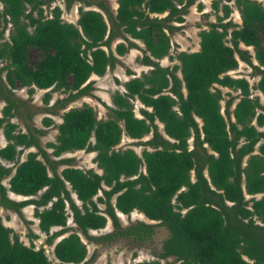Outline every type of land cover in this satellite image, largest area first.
I'll use <instances>...</instances> for the list:
<instances>
[{
  "label": "trees",
  "instance_id": "obj_1",
  "mask_svg": "<svg viewBox=\"0 0 264 264\" xmlns=\"http://www.w3.org/2000/svg\"><path fill=\"white\" fill-rule=\"evenodd\" d=\"M52 1L0 0V98L5 101L0 132L7 139L0 146V206L22 215L21 208L33 204L45 243L53 245L61 264H88L93 259L94 254L86 258L81 235L95 242L117 237L144 241L159 224L169 231L161 249L156 257L134 264H264V104L251 95L247 78L228 72L239 60L250 63L259 74L254 86L264 94L261 0H211L215 19L199 30V48L177 51L178 62L172 65L158 59L169 55L170 33L178 27L173 22L184 21L194 3L202 10V0H117L115 12L104 0H82L76 22L63 19L59 4L46 16L43 5ZM64 1L69 8L75 0ZM230 1L240 12V23L230 16ZM92 3L99 10L84 8ZM135 39L144 44L138 59L150 68L125 80L123 91L111 93L112 105L103 103L109 112L105 118L85 101L64 109L47 150L39 141L46 129L28 125L34 112L13 89H47L46 104L51 91L65 92L44 107L57 112L91 94L90 75L114 68L118 55L139 46ZM241 43L253 47L258 64ZM31 48L37 51L33 62ZM220 86L239 95L235 103L233 95L226 99L224 111ZM135 99L143 104L140 115ZM42 120L45 126L53 122L49 115ZM123 135L146 147L141 153L131 146L116 147ZM32 146L36 149L20 159ZM77 149L96 151L94 161L101 172L60 156ZM59 163L67 165L58 171ZM8 191L27 197L13 199ZM134 209L155 222L137 220L123 226L117 210ZM68 216L75 225H67ZM109 218L112 230L90 233ZM0 264H50V259L43 246L25 243L0 216Z\"/></svg>",
  "mask_w": 264,
  "mask_h": 264
},
{
  "label": "rangeland",
  "instance_id": "obj_2",
  "mask_svg": "<svg viewBox=\"0 0 264 264\" xmlns=\"http://www.w3.org/2000/svg\"><path fill=\"white\" fill-rule=\"evenodd\" d=\"M95 1V0H93ZM107 5L115 12L117 7V0H104ZM264 5V0H261ZM84 2L82 0H75L69 8H66L64 0H53L50 5H43V13L46 16L51 15V8L55 4H59L62 7L61 16L64 20L76 22L77 17L79 15L78 8ZM204 7L202 10L197 8L196 3L192 4L189 7L188 12L185 14V19L182 22H173V24L178 25L177 28L173 29L170 33L171 38V47L169 51V55H165L159 58V62L162 65H172L175 62H178L177 58L175 57L177 51L179 50H194L199 47V30L205 27H208V22L215 19V14L211 7V0H203ZM233 10L230 14L231 18L239 23L241 21V16L238 8L235 6L233 1H230ZM0 7H2V3L0 2ZM84 8H95L98 9V6L95 3L90 5H84ZM104 13V12H103ZM105 15V13H104ZM106 16V15H105ZM10 28V24L5 31L6 37H8V31ZM31 28V27H30ZM118 40V39H116ZM138 47H131L127 52L122 55H118L119 61L116 66L112 69H108L103 75H94L90 79L93 80L94 89L91 91V94L83 95L75 100H72L68 103L65 108L58 109L57 112H50L44 107L46 105H50L56 98L63 97L66 95L65 92L60 90L51 91V98L46 104L43 101V93L47 89H39L35 87V90L30 93L28 92V86H18L14 88V93L16 96H19L23 99L27 100L29 111L32 114L31 119H27V123L29 126H38L46 129V132L42 135H39L40 143L46 147V143L48 141H55L56 134H57V127L56 124L61 121V113L64 109H67L70 106H78L81 105L84 101L88 102L89 104L93 105L96 109L97 114L99 117H107L109 112L106 106L103 103L112 104L111 101V93L118 89L120 91L124 90L123 82L126 78H130L134 75L141 74L143 71H147L150 66L144 63H141L138 59L142 54L143 50L139 43V39H135ZM114 45V44H113ZM244 48H248L250 53L252 54V62L257 64L258 62L253 57L254 49L252 46H245L242 45ZM29 59L31 62L37 59V51L34 48H31L28 52ZM172 55L173 57H170ZM127 69H131L133 73H128ZM233 76H243L247 78L251 87V95L255 96L258 95L261 102L264 104V95L255 88V83L258 80V73H256L253 69V66L243 60H239V64L236 68L231 69L228 71ZM4 74V73H3ZM177 74L180 75V71H177ZM116 78L118 81H116ZM217 85V84H216ZM223 91V98L221 99V110L224 111V105L226 99L233 95L234 103L238 100V90H233L227 86H220ZM230 93V94H228ZM5 101L0 98V114L1 108L4 105ZM234 103L232 104L231 108L233 107ZM142 106L141 102L138 99L134 100V109L137 114L138 108ZM44 115H49L53 122L45 126L43 123ZM12 120L18 122V126L22 130H26V125L22 121V119L14 116ZM200 121V120H199ZM159 128L163 131V124L158 122ZM150 135V134H149ZM146 135L142 137V139H146L149 137ZM93 140V137H92ZM137 139L130 138L127 135H123L120 142L116 145V147H133L138 153H141L143 147H146L144 144L135 143ZM7 142L2 129L0 132V146L4 145ZM190 146H192V136L189 138ZM148 147V146H147ZM47 150H51L50 147H46ZM150 148V147H148ZM30 149L35 150L36 147L32 146L26 148L24 152L20 155V159L24 158L26 152ZM96 151L84 150V149H77L74 151H68L63 153L62 157H73L72 163L75 166H79L82 168H93L101 172V168H99L94 161V156ZM57 158V157H55ZM11 164V163H10ZM65 163H59L57 166V170L60 171L62 167H64ZM144 169V168H143ZM50 173H52L51 169L49 168ZM206 172V171H205ZM193 177V173H192ZM4 183L7 184V178L3 179ZM14 194V195H13ZM76 202L81 205V201L76 198L75 193H72ZM102 191L99 190L98 193L94 196V199L97 201V196L101 195ZM8 195L13 199H23L27 196L11 193L8 191ZM260 193L255 194L258 197ZM99 205L103 208L104 203L99 202ZM22 215L18 212L14 211L11 208H6L4 206H0V216L2 221L10 226L13 232L17 233L19 238L23 240L25 243H30L33 241L36 246H43L45 251L50 259V264H61L59 260L53 254V245L45 243L46 234L39 229L38 226V218L34 215V205L27 204L21 208ZM117 215L120 220V223L123 226H126L132 222L137 220H144L146 222H155L153 219H149L146 217L141 211L138 209H134L129 213H123L117 210ZM73 224L71 220L68 218V224ZM58 226L52 227V229H56ZM113 229L112 222L110 218L106 222V225L99 229H90V233L97 235L101 233H105ZM32 233H37L38 236L32 237ZM169 231L166 226L164 225H156L155 232L151 236L150 239L144 241H134L130 238L126 237H117L111 241L107 242H95L91 239L86 238L84 235H81L83 241L86 243L87 246V255L86 258H89L94 254L93 259H89L90 262L88 264H134L138 260L143 259H150L156 257V254L161 249V245L163 240L167 237ZM60 238L59 236L56 240ZM169 259H173L172 256ZM67 264H78V263H67Z\"/></svg>",
  "mask_w": 264,
  "mask_h": 264
},
{
  "label": "crops",
  "instance_id": "obj_3",
  "mask_svg": "<svg viewBox=\"0 0 264 264\" xmlns=\"http://www.w3.org/2000/svg\"><path fill=\"white\" fill-rule=\"evenodd\" d=\"M202 2H203V0H202ZM233 8V7H232ZM241 22V21H240ZM239 22V23H240ZM200 40V39H199ZM136 41V40H135ZM139 42H141V41H139ZM140 44V46L141 47H144V44L143 45H141V43H139ZM241 46L242 45H245V44H243V43H241L240 44ZM245 46H247V45H245ZM248 46H250V45H248ZM199 48V47H198ZM198 48H196V49H198ZM196 49H194V50H196ZM253 57H254V55H253ZM255 58V57H254ZM256 59V58H255ZM257 61V60H256ZM258 64V63H257ZM94 75H97V74H95V73H92L91 75H90V77H89V79L92 77V76H94ZM137 75H140V73L139 74H137ZM259 75V74H258ZM129 78V77H128ZM128 78H126L125 80H127ZM258 78H259V76H258ZM125 89V88H124ZM259 91V90H258ZM260 93H262L261 91H260ZM263 94V93H262ZM264 95V94H263ZM112 105V104H111ZM141 105L143 106V104L141 103ZM233 107H234V105H233ZM232 107V108H233ZM139 112V111H138ZM137 114V113H136ZM137 115H140V114H137ZM198 120H200L199 118H198ZM158 122H160V121H157V123ZM200 123H201V120L199 121ZM261 128H264V126L263 127H261ZM192 145V144H191ZM25 158V157H24ZM24 158H21V159H24ZM6 185H8V183L6 184ZM11 193L13 192V191H10ZM13 193H15V192H13ZM17 194V193H16ZM21 195V194H20ZM68 218H69V220H71V222L73 223V221H72V217L71 216H68ZM111 220V219H110ZM67 224H68V219H67ZM71 225H75V223H73V224H71Z\"/></svg>",
  "mask_w": 264,
  "mask_h": 264
},
{
  "label": "flooded vegetation",
  "instance_id": "obj_4",
  "mask_svg": "<svg viewBox=\"0 0 264 264\" xmlns=\"http://www.w3.org/2000/svg\"><path fill=\"white\" fill-rule=\"evenodd\" d=\"M14 195V194H13Z\"/></svg>",
  "mask_w": 264,
  "mask_h": 264
}]
</instances>
